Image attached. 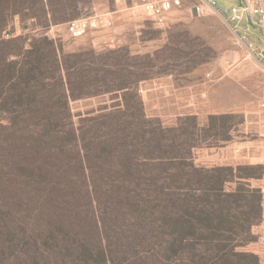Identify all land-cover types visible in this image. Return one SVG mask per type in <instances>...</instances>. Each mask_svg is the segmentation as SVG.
Segmentation results:
<instances>
[{"label":"trees","instance_id":"trees-1","mask_svg":"<svg viewBox=\"0 0 264 264\" xmlns=\"http://www.w3.org/2000/svg\"><path fill=\"white\" fill-rule=\"evenodd\" d=\"M11 16L46 30L80 12L77 0H0V264H262L250 180L264 165L194 160L206 141H228L235 115L164 126L138 93L148 57L65 52L16 37ZM105 95L111 108L74 120L70 101Z\"/></svg>","mask_w":264,"mask_h":264},{"label":"rangeland","instance_id":"rangeland-1","mask_svg":"<svg viewBox=\"0 0 264 264\" xmlns=\"http://www.w3.org/2000/svg\"><path fill=\"white\" fill-rule=\"evenodd\" d=\"M139 1H125L132 9L128 11L129 19L122 23L125 27L119 35L120 38L113 42L105 39V36L112 34V28L92 31L81 38H72L66 31V24L44 30L19 16L9 17L7 30L16 37L48 36L59 42L65 52H77L86 48L97 52L126 48L132 55L148 57L152 63L151 78L140 82L138 93L145 115L159 118L164 126L176 125L179 117L170 120L168 117L156 116L154 108L158 93L156 84L160 81H169L175 87H186L196 96L198 115L180 117L195 116L200 125H206L210 115H235L237 124L226 133L228 141L220 140L222 138L218 137V140L212 142L208 140L203 146L194 150V160L197 164L216 165L222 156L224 157L225 153L221 154L224 151L222 148L232 145L249 146L259 140L258 135L251 130L249 111L264 100V68L262 67L264 35L254 36L253 47L250 50L237 40L216 15L196 17L188 13L184 7L174 12L167 26L159 28L139 9ZM108 3L114 6L115 0H108ZM0 37H2L1 33ZM1 71L0 62V73ZM3 89L6 94V87ZM166 96L162 93V97L159 98L164 110L168 107ZM112 99L105 95L70 101L69 106L74 120L77 121L81 117L96 115L104 107L111 108L115 102ZM5 124L0 114V125ZM209 144L214 147H207ZM240 162L243 163L241 165H247L260 161L242 159ZM263 180L264 173L259 179H252L250 182L254 188L259 189L264 185ZM235 186L232 184L230 187L235 188ZM261 205L262 223L263 193Z\"/></svg>","mask_w":264,"mask_h":264},{"label":"built area","instance_id":"built-area-1","mask_svg":"<svg viewBox=\"0 0 264 264\" xmlns=\"http://www.w3.org/2000/svg\"><path fill=\"white\" fill-rule=\"evenodd\" d=\"M138 7L159 28L167 26L174 12L183 7L196 17L216 15L237 40L250 50L254 35H264V0H140ZM65 26L72 38H81L92 31L110 30L113 21L109 12L96 13L88 17H78ZM262 67L264 68V63ZM261 107H264V100ZM259 189L264 194V185Z\"/></svg>","mask_w":264,"mask_h":264},{"label":"crops","instance_id":"crops-1","mask_svg":"<svg viewBox=\"0 0 264 264\" xmlns=\"http://www.w3.org/2000/svg\"><path fill=\"white\" fill-rule=\"evenodd\" d=\"M126 1V0H125ZM119 2L115 0V5L111 6L108 3V0H77L80 17L92 16L96 13H111L113 26L111 33L105 36L106 41L113 42L120 38V34L123 31L125 25L122 23L128 20L130 11L132 8L126 2ZM256 37H262L259 35H254ZM264 63V61H263ZM169 81H160L159 84H156L157 88V101L155 105V113L157 117H168V119H175L180 116L185 115H198L196 104V96L194 93L187 89L186 87H175L170 84ZM162 93H165L167 96L165 100L167 101L168 107L166 110L162 108L160 103V97ZM263 102V101H262ZM256 105L252 110H250L249 117L251 118V130L258 135L259 140L250 144L249 146H226L222 148L221 160H259V163L264 164V107H261V103ZM247 112V113H249ZM253 117V119H252ZM231 156V157H229ZM229 157V158H228ZM264 217V212H263ZM264 221L262 226L264 227ZM261 260L264 263V253L261 254Z\"/></svg>","mask_w":264,"mask_h":264}]
</instances>
